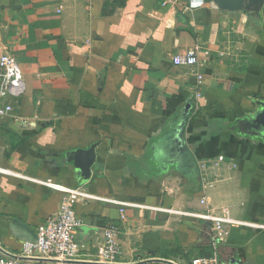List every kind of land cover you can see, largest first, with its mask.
I'll return each mask as SVG.
<instances>
[{
  "label": "crops",
  "instance_id": "1",
  "mask_svg": "<svg viewBox=\"0 0 264 264\" xmlns=\"http://www.w3.org/2000/svg\"><path fill=\"white\" fill-rule=\"evenodd\" d=\"M194 45L209 51L201 83L172 61ZM3 51L25 82L14 113L31 122L0 124V168L21 175L0 172L3 249L17 255L58 207L62 193L38 178L104 198L74 205L87 258L116 224L118 262L264 264L262 226L230 225L213 245L211 223L181 213L264 225V129L251 117L264 100V4L252 18L211 0H0ZM91 144L80 185L64 153Z\"/></svg>",
  "mask_w": 264,
  "mask_h": 264
},
{
  "label": "built area",
  "instance_id": "2",
  "mask_svg": "<svg viewBox=\"0 0 264 264\" xmlns=\"http://www.w3.org/2000/svg\"><path fill=\"white\" fill-rule=\"evenodd\" d=\"M200 52L209 55L207 49L194 45L183 53L176 54L172 61L176 66L187 67L196 77L198 83L202 82V74L198 72V66L201 65ZM25 90L22 69L17 59L7 51L0 53V124L12 118L18 122L20 127H26L31 122L26 118L15 115L14 106L11 98L19 97ZM223 162V156H218L213 161H203L200 166L205 177V170L210 166H217ZM0 172L16 174L8 169L0 168ZM21 176L20 174H16ZM29 178L27 176H23ZM39 184L54 188L62 193L58 207L50 215L43 227L38 231L34 241L25 242L21 251L16 257H9L0 252V264H66L59 261H37L24 259L21 257L48 258L58 260H86L105 263L118 262L121 257V248L118 241L119 226L109 224L103 227L102 241L96 246L93 258H87L83 246L76 240L75 233L82 225V218L76 214L74 205L77 202H87L89 200H103V197L91 194L82 187H66L53 182L51 179L29 178ZM167 212L172 209L166 208ZM182 214L192 215L211 223L210 239L213 245L225 235L228 234V227L234 224H249L253 226L264 225L240 221L230 217L227 210L221 213H193L181 212ZM190 264H226L216 255L196 256L190 260Z\"/></svg>",
  "mask_w": 264,
  "mask_h": 264
},
{
  "label": "water",
  "instance_id": "3",
  "mask_svg": "<svg viewBox=\"0 0 264 264\" xmlns=\"http://www.w3.org/2000/svg\"><path fill=\"white\" fill-rule=\"evenodd\" d=\"M214 6L223 11L233 13H244L245 15L256 18L259 17L263 8L264 0H211ZM257 109L251 115L255 121V126H261L264 129V100L256 101ZM188 113L185 115L184 121L186 122ZM180 139L177 140V142ZM65 162L73 165L75 169V177L80 185L88 182L91 173L92 166L95 161V144H91L87 148H75L68 150L64 153ZM0 252L9 257H16V254L9 253L0 245ZM24 259L37 260V261H59L66 264H145L150 262H159L164 264H178L177 262L164 258H147L135 262L123 263H105L98 261H86V260H58L48 258H33V257H21Z\"/></svg>",
  "mask_w": 264,
  "mask_h": 264
},
{
  "label": "trees",
  "instance_id": "4",
  "mask_svg": "<svg viewBox=\"0 0 264 264\" xmlns=\"http://www.w3.org/2000/svg\"><path fill=\"white\" fill-rule=\"evenodd\" d=\"M145 264H164V263H159V262H150V263H145Z\"/></svg>",
  "mask_w": 264,
  "mask_h": 264
}]
</instances>
